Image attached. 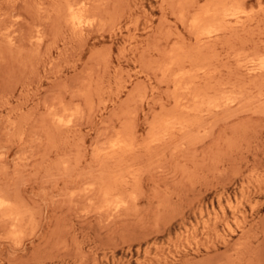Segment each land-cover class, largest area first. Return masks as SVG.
<instances>
[{
    "label": "rangeland",
    "instance_id": "374dc122",
    "mask_svg": "<svg viewBox=\"0 0 264 264\" xmlns=\"http://www.w3.org/2000/svg\"><path fill=\"white\" fill-rule=\"evenodd\" d=\"M85 1L0 0V264H264V0Z\"/></svg>",
    "mask_w": 264,
    "mask_h": 264
},
{
    "label": "bare ground",
    "instance_id": "6f19581e",
    "mask_svg": "<svg viewBox=\"0 0 264 264\" xmlns=\"http://www.w3.org/2000/svg\"><path fill=\"white\" fill-rule=\"evenodd\" d=\"M85 1V0H84ZM216 1H218V0H216ZM86 2V1H85ZM234 2V1H233ZM73 3H74V1H73ZM72 3V5L68 8V12H69V15H70V21H71V23L74 25V26H76L78 29L79 28H82V27H85V26H88L89 24H90V21L88 20V19H86L85 18V15H83V12H84V9L83 8H78V9H76V8H74L73 7V4ZM207 3V2H206ZM221 3V2H220ZM238 3V2H237ZM68 5V4H67ZM77 6V5H76ZM204 6H206V5H204ZM227 7V6H226ZM233 7V6H232ZM220 8V7H219ZM213 9V8H212ZM223 9H225V8H223ZM207 10V9H206ZM227 11L226 12H224L225 14H223L226 18L228 17V18H231L232 20H233V22L236 24V25H241V23L243 24V22H244V20H243V17H245V14H247V11H246V13H245V11H241L240 9V11H238V9H232L233 11H231V9H230V11H228V9H226ZM214 11V10H213ZM207 12V11H206ZM216 12H217V10H216ZM212 13V12H211ZM215 13V12H214ZM218 13H219V11H218ZM223 13V12H222ZM222 13H219V14H221L222 15ZM85 14H86V12H85ZM204 14V13H203ZM216 14V13H215ZM209 15V14H208ZM214 15V14H213ZM220 16V15H219ZM219 16H217V17H219ZM248 16V15H247ZM209 18V17H208ZM216 18V17H215ZM221 18V17H220ZM249 18V17H248ZM247 18V19H248ZM91 19H92V17H91ZM200 19V18H199ZM94 20V19H93ZM201 20V19H200ZM248 20H250V19H248ZM253 20V19H252ZM220 21V20H219ZM222 21V20H221ZM221 21H220V23H221ZM248 22V21H247ZM193 25H197L199 22H198V20H194L193 22ZM202 25V24H201ZM205 25V24H204ZM203 25V26H204ZM229 25V24H228ZM233 24H231V26H232ZM219 26H221V25H219ZM72 27V26H71ZM89 27V26H88ZM88 27H86V28H88ZM208 28V27H207ZM206 28V29H207ZM215 28H217L218 29V27H215ZM209 29V28H208ZM80 30V29H79ZM78 30V31H79ZM224 30H225V28H224ZM204 31H206V30H204ZM212 31H213V29H212ZM80 32H82L81 30H80ZM214 32H215V30H214ZM206 33L208 34V36H209V34H211V31H206ZM205 33V34H206ZM232 33V32H231ZM196 35H197V33H196ZM76 36V35H75ZM205 36V35H204ZM201 37H203V36H201ZM236 39V38H235ZM197 40V39H196ZM229 43V42H228ZM177 48V47H176ZM188 49V48H187ZM175 52V51H174ZM198 52V51H197ZM184 53V52H183ZM227 56V55H226ZM243 56H245V55H243ZM172 59V58H171ZM261 59V58H260ZM197 60V59H196ZM178 61V60H177ZM191 61V60H190ZM249 61V60H248ZM260 61V60H259ZM175 62H176V59H175ZM193 62V61H192ZM199 65V64H198ZM239 65V64H238ZM243 65V64H242ZM254 65H256V64H254ZM252 66V65H251ZM258 67H259V69H264V60L262 61V62H260V64L258 65ZM210 68V67H209ZM168 70V69H167ZM199 70V69H198ZM201 70V69H200ZM206 72H207V70H206ZM248 72H250V68H249V71ZM183 73V72H182ZM251 73H253V72H251ZM255 73V72H254ZM173 75V74H172ZM167 78H169V77H167ZM179 78V77H178ZM190 79V78H189ZM242 79V78H241ZM193 80V79H192ZM209 80V79H208ZM167 81V80H166ZM176 82V81H175ZM183 82V81H182ZM209 82V81H208ZM225 84V83H224ZM260 85V84H259ZM183 86V85H182ZM225 86V85H224ZM189 88V87H188ZM232 88V87H231ZM209 89V88H208ZM238 90V89H237ZM228 92V91H227ZM222 93V92H221ZM240 93V92H239ZM231 94V93H230ZM259 94V93H258ZM196 96H197V94H196ZM228 98H230V97H228ZM232 98V97H231ZM238 98V97H237ZM234 101H235V99L234 98H232ZM177 100V99H176ZM180 101V100H179ZM225 101H228L227 99L225 100ZM231 101V100H230ZM195 103V102H194ZM202 103V102H201ZM212 103V102H211ZM214 104V103H213ZM240 104V103H239ZM260 104V103H259ZM262 104V103H261ZM201 105V104H200ZM218 105V104H217ZM217 105H214V106H216L217 107ZM175 106V105H174ZM196 106V105H195ZM178 107V106H177ZM197 107V106H196ZM196 107H194L195 109H196ZM223 107V106H222ZM238 107H240V106H238ZM220 109V108H219ZM223 109H225V108H223ZM239 109H241V108H239ZM76 110V109H75ZM184 110H185V108H184ZM199 110V109H198ZM249 110V109H248ZM197 111V110H196ZM187 112V111H186ZM187 114H188V112H187ZM194 114V113H193ZM207 114V113H206ZM65 115V114H64ZM209 115V114H208ZM60 118V117H59ZM70 120V119H69ZM164 120V119H163ZM179 120V119H178ZM177 120V121H178ZM200 120V119H199ZM62 121H64V120H62ZM61 121V122H62ZM162 121V120H161ZM176 121V120H175ZM66 122V121H65ZM69 122V121H68ZM179 123H180V120H179ZM61 124V123H60ZM66 124V123H65ZM69 124V123H68ZM158 127H159V125H158ZM179 128V127H178ZM185 129V128H184ZM158 130H160V128L158 129ZM158 133V132H157ZM167 133V132H166ZM157 135V134H156ZM153 136H155V134L153 135ZM161 136V135H160ZM158 138V137H157ZM124 140V139H123ZM127 141H128V139H127ZM114 144V143H113ZM129 144V143H128ZM120 146V143L118 142V143H115L112 147L113 148H115V147H119ZM121 146H122V144H121ZM121 151V150H120ZM3 190V189H2ZM1 190V191H2ZM3 196V195H2ZM119 204H121V203H119ZM9 205V204H8ZM14 206V205H13ZM12 206V207H13ZM5 207H7V202L6 201H4V200H1L0 199V210H3V208L5 209ZM6 211H7V209H6ZM1 213H3L2 211H1ZM5 213V212H4ZM13 214V213H12ZM16 217V216H15ZM12 219V218H11ZM18 220V219H17Z\"/></svg>",
    "mask_w": 264,
    "mask_h": 264
}]
</instances>
